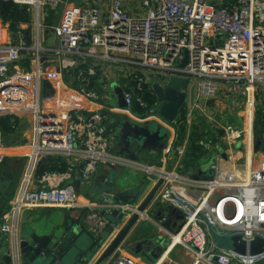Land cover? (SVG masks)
Masks as SVG:
<instances>
[{
    "label": "built area",
    "instance_id": "obj_1",
    "mask_svg": "<svg viewBox=\"0 0 264 264\" xmlns=\"http://www.w3.org/2000/svg\"><path fill=\"white\" fill-rule=\"evenodd\" d=\"M0 1L19 8L24 17L18 21L0 17V167L7 157L1 119L11 117L14 122L22 115L33 117L35 124L32 166L43 157L78 163H70L65 172L46 173L34 187L23 189L0 219V235H17L24 209L88 208L86 220L99 238L112 226L108 217L119 211L126 221L137 216L134 227L147 223L168 238L154 264L171 263L174 247L182 249L191 264H264V253L244 256L218 248L214 239V235L264 239V114L258 116L252 143L245 130L214 122L212 135L196 146L210 153L227 142L239 147V160L231 164L218 154L209 174L195 176L183 172L182 161L168 168L171 146L163 151L161 165L116 155L120 134L110 129L111 111L104 114L92 108L95 104L106 109L102 103L108 104V92L114 93L110 82L117 81L126 108L114 111H122L133 122L157 121L171 131L174 140L182 117L179 114L169 123L154 112L155 84L167 88L172 78L189 80L186 103L191 91L194 97L187 116L198 113L208 121L213 118L206 102L216 100L222 88L233 99L256 96L264 87V0H85L79 6L72 0ZM59 8V22L47 27V16ZM46 31L56 39L55 45L44 44ZM186 53L188 63L183 67ZM52 66L57 68L49 70ZM51 80L58 89L66 85L75 99L65 106L56 99H44L43 83ZM257 139L262 142L258 152ZM110 167L160 184L153 206L141 211L145 199L140 197L130 203L104 200L83 205L74 180L88 184ZM158 206L181 213L180 232L162 227L163 222L149 215ZM109 261L147 264L143 256L121 251Z\"/></svg>",
    "mask_w": 264,
    "mask_h": 264
},
{
    "label": "crops",
    "instance_id": "obj_2",
    "mask_svg": "<svg viewBox=\"0 0 264 264\" xmlns=\"http://www.w3.org/2000/svg\"><path fill=\"white\" fill-rule=\"evenodd\" d=\"M60 20V19H59ZM58 20V22H59ZM57 22V23H58ZM44 24L47 27H54L52 23L51 15L47 16ZM49 32V30H48ZM46 31L43 42L46 45L51 37L54 39V43L50 45L56 44V39L53 35L49 34ZM57 67L52 66L49 70H55ZM50 84L52 91L54 92L51 97L47 98L50 100L59 101L60 105L65 106L71 102V100L75 99L65 87H59L56 85V82L46 81ZM111 85L115 88L117 87V81H111ZM111 93L112 96H116L117 105L114 107H110L109 103L107 104L105 101L103 104V109L101 110V105H92L93 110L102 111L104 114H108L111 112H122V111H114V109H120L118 105V97L115 93ZM119 89V88H118ZM112 92V91H111ZM188 103L184 105L182 123L176 131L175 139L173 140V135H171L170 139L167 141V146H171L173 148V152L170 153L168 168L172 169L176 166V164L180 161L184 164V171L186 174L195 175V176H205L210 172V166L214 163L215 157L218 154H222L224 158V162L226 159H229L231 164L236 163L239 159V147L229 146L227 142H224L217 149H214L210 153H206L202 150V148L196 146V142L202 140L207 135H212V127H214V122L217 124H234L241 130H245L247 132V141L249 137L254 140L256 138V129H257V119L258 116L264 114V87L256 93V96L253 95L249 98V100H240L233 99L230 94H228L227 89L222 88L218 98L213 101L206 102V110L209 113V116L213 118L212 121H208L205 118L199 116L198 113H194L193 117L187 116V113L190 112L189 107L192 104L194 93L191 91L189 93ZM73 98V99H72ZM108 106V110L107 107ZM123 113V112H122ZM137 120L136 117L133 118ZM132 120V119H131ZM133 121V120H132ZM135 122V121H134ZM11 123L15 124V121ZM135 123L140 125L142 124L140 121H136ZM13 125V124H12ZM113 130V129H112ZM220 135L224 134L223 131L219 132ZM6 149L4 152L6 153V163H4L0 167V218H2L6 213L9 212L11 203L14 199L19 195V193L23 189H27L30 187H34L37 184L38 171L40 167L43 166L44 163L53 160L57 166L60 165V161L65 163L66 167L70 165V163H75L67 158L63 157H43L39 159L32 166L31 153L33 151V147L36 143V132H35V124L33 117L31 116H19L17 117V124L14 126V130L6 135ZM232 147V148H230ZM155 156L154 162H142L145 164L152 165H161L160 159L162 158L164 152H151ZM243 153V151H242ZM245 153V152H244ZM198 154V156H196ZM242 154L241 156H243ZM46 159V162L42 163L40 166L39 163ZM128 171V170H127ZM127 173L124 174L123 169H108L103 168L100 173L88 184L81 183L80 193H77L83 201V205L89 204H99V200L101 197V191L105 187V182L108 181L109 176L117 177L115 184L120 188L121 193H124L126 189H134V188H143V193L139 196L138 200L146 199L149 193L158 185L156 181L149 179L139 173ZM28 179H30L28 181ZM76 178L75 180H77ZM74 180V181H75ZM28 181V182H26ZM74 183V182H73ZM85 188V189H84ZM85 190V191H84ZM153 206V203L152 205ZM156 208V207H155ZM166 208V207H165ZM156 212L158 211L155 210ZM90 212L88 208L81 209H58V208H28L24 209L18 219V232L17 235L14 236H4L0 235V264H6L7 262V250L16 243L17 238L23 237V231L27 226L35 227L38 235L40 236H48L54 233L55 231H61L65 229L66 225H72L70 222L74 220L77 226H71L78 230V234L85 241V245H83L84 251L88 255H91L92 249L95 248L97 236L94 233L91 225L86 220V215ZM169 218L171 220V228L172 231L178 233L182 229V221L178 219V213H170ZM25 220H28L27 223L23 224ZM168 221L167 219H163L162 222ZM127 222L124 221L120 228H115V230L110 235L109 240H106L103 245H100V250L89 256H85L84 258L87 260V264H97L99 260L106 253L108 248L110 247L112 241L119 235L122 227ZM179 227H181L179 231ZM156 236L151 235L148 237L150 239L162 237L163 239L168 238L164 236V233L158 231L156 228L155 232ZM133 235L132 231L129 233L128 238L125 239V242ZM146 238V239H148ZM147 248H145L146 250ZM167 249V248H166ZM131 252L130 247H126L124 245L120 246L117 252ZM171 263L166 264H191L192 259L187 257L182 249L179 247H174L171 251ZM146 260V259H145ZM147 261V260H146ZM110 262V261H109ZM108 262V263H109ZM78 263V262H77ZM107 263V264H108Z\"/></svg>",
    "mask_w": 264,
    "mask_h": 264
},
{
    "label": "water",
    "instance_id": "obj_3",
    "mask_svg": "<svg viewBox=\"0 0 264 264\" xmlns=\"http://www.w3.org/2000/svg\"><path fill=\"white\" fill-rule=\"evenodd\" d=\"M186 59L183 63V67L188 63V54L186 53ZM189 80H183L180 78H172L167 88L154 85V91L156 93L158 103L153 108L154 112L163 118L166 122L173 123L179 116L183 105L187 102V88L189 87ZM114 87V86H113ZM115 93L118 97V105L121 110L126 108L123 100V95L120 89L115 88ZM53 91L49 83H43V98L47 99L53 95ZM113 123L110 125V129L117 130L120 134L119 143L114 149V153L128 160L138 162L140 157L146 152H161L167 149V141L170 139L172 133L169 129L163 127L157 121H150L146 125H140L131 120V118L122 112H110ZM255 151L258 152L262 146L260 139H257ZM8 145V143H6ZM46 162L43 159L38 166ZM110 169L114 170L113 167ZM119 176H109L108 181L105 182V187L101 191L100 203L104 200L114 203L118 201L132 202L143 193V188L126 189L124 193H121L120 188L115 184ZM81 180L77 179L73 183V187L77 193H80ZM160 184H158L149 193L145 199L140 210H146L150 207L154 200L157 190ZM170 213H178L181 221L183 216L179 211L172 207H160L156 212V222H162L163 219H167L161 224L162 227L167 229L171 228ZM137 216H133L129 221L125 220V217L119 211H114L108 220L111 222V227L101 237L96 239V247L92 249V254L100 250V245H103L106 240H109L110 235L115 228H120L122 223H127L122 227L119 235L112 241L110 247L99 260L97 264H107L109 260L116 254V251L120 246L124 245L130 247V251L143 256L147 261V264H154L157 261L166 245L162 237L153 239H140L139 236L147 235L152 232V225L147 223H140L137 227H134ZM25 220L23 224L27 223ZM72 225H66L62 234L61 231H55L48 236H40L35 227L27 226L23 231V237L17 238L16 243L7 250V262L6 264H77L85 256H89L83 249L85 241L78 234L76 228L71 226H77L74 220L70 222ZM179 231L181 227L178 228ZM132 231L133 235L128 238L129 233ZM217 238L224 241H229L231 246L226 248L221 246L217 242ZM218 248H224L232 250L244 256H255L264 253V239L256 238L253 241H245L242 237L232 238H220L214 235ZM145 248H147L145 250ZM88 260V258H87Z\"/></svg>",
    "mask_w": 264,
    "mask_h": 264
},
{
    "label": "trees",
    "instance_id": "obj_4",
    "mask_svg": "<svg viewBox=\"0 0 264 264\" xmlns=\"http://www.w3.org/2000/svg\"><path fill=\"white\" fill-rule=\"evenodd\" d=\"M0 17L3 18L5 21H8L10 19L15 20H23L24 17L22 13L20 12L19 8L10 5L5 4L0 1ZM180 114H183V111L180 112ZM261 116V115H260ZM11 117H7L5 119H1V126L3 133L6 137L7 134L12 132L14 130L15 124H17V118L15 119V124L11 123ZM13 124V125H12ZM198 156V154H196ZM6 163V161H5ZM54 161L50 160L47 163H44L42 167H40V170L38 171V177H42L46 173H53V172H65L67 170V167L62 160L59 162L60 165L53 164ZM1 219V218H0Z\"/></svg>",
    "mask_w": 264,
    "mask_h": 264
},
{
    "label": "rangeland",
    "instance_id": "obj_5",
    "mask_svg": "<svg viewBox=\"0 0 264 264\" xmlns=\"http://www.w3.org/2000/svg\"><path fill=\"white\" fill-rule=\"evenodd\" d=\"M72 2H73V4H75L76 6H79V5H82L83 3H85V0H72ZM51 15V18H52V23L53 24H57V22H58V20H59V18H60V16H61V8H59L57 11H56V13H51L50 14ZM24 27H26V26H24ZM29 28V27H28ZM11 31H13L14 29H10ZM29 32H31V34H33V32H34V28H31L30 30H29ZM52 43H54V39L51 37V39H50V41L46 44V45H50V44H52ZM55 80H57L56 78H54ZM112 88H113V85L111 86ZM108 94H109V96H110V101H108V103H109V106L110 107H114V106H116L117 105V98H116V96H112L109 92H108ZM136 116L137 117H142V115L141 114H136ZM249 143H252V139L249 137ZM154 160H155V156L151 153V152H146L145 154H143L141 157H140V161L141 162H154ZM123 172H124V174H127V173H131L130 171H127V170H125V169H123ZM132 175H133V173H131ZM85 189V188H84ZM85 191V190H84ZM218 197V196H217ZM216 197V198H217ZM161 206H158V207H156V208H154V209H152L150 212H149V215L151 216V217H153V218H155V215H156V211L155 210H157L158 208H160ZM155 232H156V227L155 226H153L152 227V232L151 233H149V234H147V235H142V236H139V238L140 239H146V238H148V237H151V235H154V236H156V234H155ZM216 240V239H215ZM168 242H169V240H167L166 238H164V243L165 244H168ZM217 242L221 245V246H224V247H226V248H229L230 246H231V243L229 242V241H224V240H220V239H218L217 238Z\"/></svg>",
    "mask_w": 264,
    "mask_h": 264
},
{
    "label": "flooded vegetation",
    "instance_id": "obj_6",
    "mask_svg": "<svg viewBox=\"0 0 264 264\" xmlns=\"http://www.w3.org/2000/svg\"><path fill=\"white\" fill-rule=\"evenodd\" d=\"M185 104H186V103H185ZM185 104H184V105H185ZM184 105H183L182 109L184 108Z\"/></svg>",
    "mask_w": 264,
    "mask_h": 264
},
{
    "label": "bare ground",
    "instance_id": "obj_7",
    "mask_svg": "<svg viewBox=\"0 0 264 264\" xmlns=\"http://www.w3.org/2000/svg\"><path fill=\"white\" fill-rule=\"evenodd\" d=\"M249 146L251 147V144Z\"/></svg>",
    "mask_w": 264,
    "mask_h": 264
}]
</instances>
